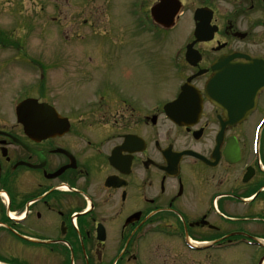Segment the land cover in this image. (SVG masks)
<instances>
[{"label":"flooded vegetation","instance_id":"1","mask_svg":"<svg viewBox=\"0 0 264 264\" xmlns=\"http://www.w3.org/2000/svg\"><path fill=\"white\" fill-rule=\"evenodd\" d=\"M120 17L123 39L87 60L55 49L51 96L45 82L12 95L19 67L0 60V248L54 264H259L264 0H120ZM219 60L244 83L209 85ZM29 97L56 108L53 135L17 120Z\"/></svg>","mask_w":264,"mask_h":264},{"label":"rangeland","instance_id":"2","mask_svg":"<svg viewBox=\"0 0 264 264\" xmlns=\"http://www.w3.org/2000/svg\"><path fill=\"white\" fill-rule=\"evenodd\" d=\"M118 3L119 0H70L69 3L65 0H0V27L10 31L11 35L13 33V36L18 38L19 45L23 47L20 55L16 53V50L5 54L8 50L0 49V54L4 57L1 59L9 60L8 58L12 57L14 60L15 58L23 63V67L18 70L30 72V61H38L43 65H46L45 62L48 64L51 62L49 55L54 49L56 40L58 42L60 39V44H64L66 48L58 49L61 52L56 54H65L63 51L73 50L75 51L73 60H87V53L83 51L86 52L89 47L97 44L112 45L115 43L112 38L116 34H118L116 35L118 40L122 37L120 34L122 19ZM88 13L92 15L90 16ZM87 15L94 20L89 21ZM86 19L87 21H85ZM69 29L74 36L71 34L73 37L68 36L66 43L61 42L65 32ZM115 44H118V41ZM128 44H135V41H130ZM14 74L15 72L11 78L12 95L17 93L28 81L30 82L32 79L34 82L38 81L36 73L28 74L25 78L22 75V77H14ZM2 248L0 251L3 256L14 264H54L52 261L45 260L29 262L21 258L15 259L8 254L4 255L5 250L3 248V251ZM190 261L191 259H189ZM191 264H195V262ZM235 264H247V262L237 261Z\"/></svg>","mask_w":264,"mask_h":264},{"label":"water","instance_id":"3","mask_svg":"<svg viewBox=\"0 0 264 264\" xmlns=\"http://www.w3.org/2000/svg\"><path fill=\"white\" fill-rule=\"evenodd\" d=\"M217 70H218V69H217ZM220 76H221L220 72L217 71L216 74L214 75V77H213L212 80H213L214 82H216V81L219 80ZM213 81H211V82L213 83ZM227 81H228V80H226V81H224V82H227ZM35 102H36V101H35V100H32V99H29V100H27V102H25V103H27V110H28V112H27V114H26L27 116L24 115V117H26L27 120L30 119V117L33 115V114L30 113V109L35 107V105H34ZM25 103H24V105H25ZM22 107H23V106H22ZM18 110H19V112H20V108H19ZM21 116H22V115H21ZM22 117H23V116H22ZM23 119H24V118H23Z\"/></svg>","mask_w":264,"mask_h":264}]
</instances>
